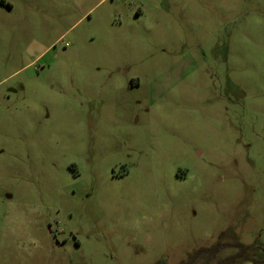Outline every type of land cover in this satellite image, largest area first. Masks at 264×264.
Instances as JSON below:
<instances>
[{
	"label": "rangeland",
	"instance_id": "rangeland-1",
	"mask_svg": "<svg viewBox=\"0 0 264 264\" xmlns=\"http://www.w3.org/2000/svg\"><path fill=\"white\" fill-rule=\"evenodd\" d=\"M219 243L264 264V0H0V264Z\"/></svg>",
	"mask_w": 264,
	"mask_h": 264
},
{
	"label": "trees",
	"instance_id": "trees-1",
	"mask_svg": "<svg viewBox=\"0 0 264 264\" xmlns=\"http://www.w3.org/2000/svg\"><path fill=\"white\" fill-rule=\"evenodd\" d=\"M238 245L241 247L242 250H246L249 247L239 245V244H233ZM225 246L224 243H219L214 245L211 248H201L197 250L195 253L191 255L188 261L181 263V264H198L200 261H203V264H233L235 263L239 257H241V254L233 255V256H227L222 259H217V256L219 252L222 250V248ZM156 264H169L165 259H162L158 261Z\"/></svg>",
	"mask_w": 264,
	"mask_h": 264
}]
</instances>
